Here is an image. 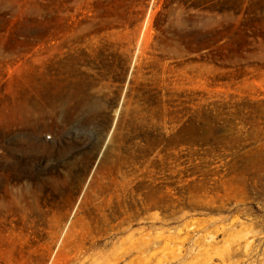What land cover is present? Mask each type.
Returning a JSON list of instances; mask_svg holds the SVG:
<instances>
[{
  "label": "rangeland",
  "instance_id": "1",
  "mask_svg": "<svg viewBox=\"0 0 264 264\" xmlns=\"http://www.w3.org/2000/svg\"><path fill=\"white\" fill-rule=\"evenodd\" d=\"M0 264H264V0H0Z\"/></svg>",
  "mask_w": 264,
  "mask_h": 264
}]
</instances>
